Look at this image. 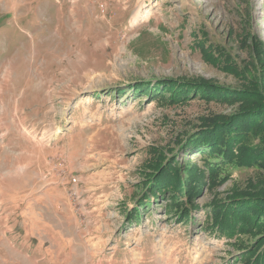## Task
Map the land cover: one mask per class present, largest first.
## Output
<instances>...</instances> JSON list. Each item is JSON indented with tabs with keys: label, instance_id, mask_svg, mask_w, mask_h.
Segmentation results:
<instances>
[{
	"label": "rangeland",
	"instance_id": "374dc122",
	"mask_svg": "<svg viewBox=\"0 0 264 264\" xmlns=\"http://www.w3.org/2000/svg\"><path fill=\"white\" fill-rule=\"evenodd\" d=\"M200 80L264 96V0H0V264L264 256V149L191 141L241 104Z\"/></svg>",
	"mask_w": 264,
	"mask_h": 264
},
{
	"label": "trees",
	"instance_id": "16d2710c",
	"mask_svg": "<svg viewBox=\"0 0 264 264\" xmlns=\"http://www.w3.org/2000/svg\"><path fill=\"white\" fill-rule=\"evenodd\" d=\"M184 84H191L196 92L210 93L218 100L229 99V101H232L236 99V101L241 102L237 111L228 116L211 115L201 119L200 129L191 141L193 143L198 141L204 142L208 146L204 149V153L212 154V150L219 149L226 156H232V148L237 147L238 151L233 157L238 158V156H243V158H251L254 154V156H257V152L264 149V96L259 91L247 88L232 90L204 80L188 81V83ZM253 85L255 86V84ZM261 100H263L262 103H257L258 101L261 102ZM246 160L248 161L245 162L249 164L250 160ZM150 168L151 171L148 173L150 179H156L161 173V177L162 175L163 178L165 177L163 186L169 188V185L173 181V174L167 169L166 172H162L165 170V167H162L161 161L157 159L152 160ZM246 197L249 199L264 198L259 195ZM233 203L237 205L235 201L230 202V208H233L232 211L237 212L234 205H231ZM229 216L234 218L237 216V213H230ZM261 223L264 222L256 221V224ZM214 224L220 233L227 234L229 232V225L226 224L223 218L215 220ZM246 264H264L263 252L259 253L256 259L246 262Z\"/></svg>",
	"mask_w": 264,
	"mask_h": 264
}]
</instances>
